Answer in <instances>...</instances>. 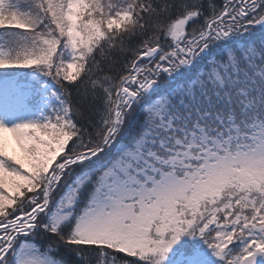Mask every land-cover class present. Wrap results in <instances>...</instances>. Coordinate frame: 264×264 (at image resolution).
I'll return each mask as SVG.
<instances>
[{
	"label": "snow or ice",
	"instance_id": "snow-or-ice-1",
	"mask_svg": "<svg viewBox=\"0 0 264 264\" xmlns=\"http://www.w3.org/2000/svg\"><path fill=\"white\" fill-rule=\"evenodd\" d=\"M0 70V264H264V0H0Z\"/></svg>",
	"mask_w": 264,
	"mask_h": 264
}]
</instances>
